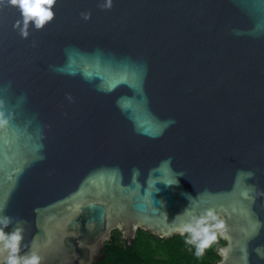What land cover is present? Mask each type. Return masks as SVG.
I'll use <instances>...</instances> for the list:
<instances>
[{
    "label": "water",
    "instance_id": "obj_1",
    "mask_svg": "<svg viewBox=\"0 0 264 264\" xmlns=\"http://www.w3.org/2000/svg\"><path fill=\"white\" fill-rule=\"evenodd\" d=\"M104 3L55 0L22 36L0 2L5 230L93 264L112 231L185 235L211 209L216 264H264V0Z\"/></svg>",
    "mask_w": 264,
    "mask_h": 264
},
{
    "label": "clouds",
    "instance_id": "obj_2",
    "mask_svg": "<svg viewBox=\"0 0 264 264\" xmlns=\"http://www.w3.org/2000/svg\"><path fill=\"white\" fill-rule=\"evenodd\" d=\"M3 2V0H0ZM11 5L17 6L23 20H17L14 27L20 26V34L28 35V25L33 24L35 27H42L47 20H51L54 12L52 5L55 0H7ZM112 0H105L104 7H110ZM87 18L88 14H84ZM6 123V120L0 121ZM174 121H169V123ZM171 158H169V161ZM252 173L249 172V175ZM187 207L177 215L182 214ZM166 212V211H165ZM167 214V212H166ZM211 220H217L214 211L206 209L204 214L198 216L194 223H186L179 227L180 232L190 233L186 237L188 243L195 245L196 255L201 256L204 250L211 246L218 238V232L215 229L223 228V221L217 220L211 223ZM13 223V217L3 214V206H0V264H41L43 256L37 247H32L27 252L21 251V241L23 240V221L16 220V224L11 230L6 231L10 224ZM222 264V262H221Z\"/></svg>",
    "mask_w": 264,
    "mask_h": 264
},
{
    "label": "trees",
    "instance_id": "obj_3",
    "mask_svg": "<svg viewBox=\"0 0 264 264\" xmlns=\"http://www.w3.org/2000/svg\"><path fill=\"white\" fill-rule=\"evenodd\" d=\"M189 235L159 238L138 229L128 244L115 230L103 245L104 258L93 264H216L220 260L219 249L226 244L223 239L218 236L203 255L197 256L195 245L186 239Z\"/></svg>",
    "mask_w": 264,
    "mask_h": 264
},
{
    "label": "flooded vegetation",
    "instance_id": "obj_4",
    "mask_svg": "<svg viewBox=\"0 0 264 264\" xmlns=\"http://www.w3.org/2000/svg\"><path fill=\"white\" fill-rule=\"evenodd\" d=\"M112 232H113V231H112ZM112 232H111V233H112Z\"/></svg>",
    "mask_w": 264,
    "mask_h": 264
}]
</instances>
